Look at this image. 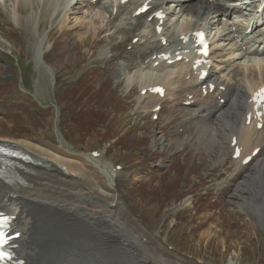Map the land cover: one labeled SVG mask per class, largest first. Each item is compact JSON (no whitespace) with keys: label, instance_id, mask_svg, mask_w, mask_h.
Instances as JSON below:
<instances>
[{"label":"bare ground","instance_id":"6f19581e","mask_svg":"<svg viewBox=\"0 0 264 264\" xmlns=\"http://www.w3.org/2000/svg\"><path fill=\"white\" fill-rule=\"evenodd\" d=\"M144 1L35 0L40 11L18 24L27 29L34 27L36 19L39 26L42 20L48 19L52 26L59 21L64 28L70 14L79 7L82 17H75L74 26V29L82 30L79 39L84 41L93 34L95 41H101L98 57L119 60L115 70L118 80L126 79L128 89L135 80L141 84V90L156 84L166 88L162 98L150 91L138 97L144 112L148 113L169 98L185 112L181 126L195 129L191 139L200 140L212 149L219 146L221 150L228 147V144L224 145L228 139L232 156L230 141L237 135V143L243 147L242 156L251 154L257 146L264 152V120L260 129L254 119L250 124L246 123L251 93L264 82V28H260L264 13H258L262 0H150L151 9L134 16ZM4 4L6 7L13 4L15 16L17 12L24 13L21 8L27 5L18 0H6ZM157 9L170 17L163 23L162 34L168 40L166 45L155 31L158 19L153 16L149 20ZM243 20L248 22L245 30L251 27L250 33L244 34L241 29ZM201 26L213 31L215 45L209 75L204 81L190 64L184 61L167 64L158 57L170 47L177 49L182 35ZM0 36L2 47L6 40ZM135 37L138 40L133 42ZM37 46L38 59L43 63L40 57L41 53L42 56L45 54L46 47L43 33L37 38ZM260 54L262 57L252 56ZM99 59L91 56V60ZM156 60L158 65H154ZM215 60L220 63L213 65ZM214 66H218V72L212 70ZM45 69L48 73L54 71L53 66ZM210 82L216 86L211 92ZM223 85L225 90L220 88ZM221 98H224L223 103ZM14 146L27 152L30 159L17 160L12 163L9 174H0V207L20 208L17 217L21 236L17 241L26 264L178 262L180 257L169 255L163 250V244L154 246L155 237L138 222L126 201L119 196L118 172L114 166L93 159L89 162L84 157L65 152L63 147H49L31 139H20ZM242 156L233 160L237 171L233 176L251 169L246 179L237 185L235 195L245 187L252 197L244 204L254 207L253 213L261 212L255 206L264 207V155L258 153L248 164L242 163ZM224 159L225 156L221 161ZM257 194L259 197L253 202ZM230 264H234L233 260Z\"/></svg>","mask_w":264,"mask_h":264},{"label":"rangeland","instance_id":"374dc122","mask_svg":"<svg viewBox=\"0 0 264 264\" xmlns=\"http://www.w3.org/2000/svg\"><path fill=\"white\" fill-rule=\"evenodd\" d=\"M18 1L27 5L16 17L13 4L6 7V0H0V35L6 40L0 47V140L16 144L20 139H31L49 147H63L89 162L120 165L117 170L121 174L116 178L119 196L141 225L152 224L158 236L153 238L157 241L154 246L163 244L169 255L180 257L176 264H230L232 260L234 264H264V207L255 206L261 212L253 213L254 207L244 204L252 197L245 187L235 195L237 185L251 168L237 174L244 173L241 177L233 176L237 171L232 161L234 172L229 176L234 177L233 182L223 173L224 162L218 163L229 151V140L224 141L228 147L221 150L191 139L195 129L181 130L182 118H174V114L177 110L184 120L185 112L169 98L159 119L154 120L151 114L138 119L134 104L141 107V84L135 80L128 89L126 79L116 78L119 60L99 59L102 43L95 41L93 34L84 41L79 39L82 30L74 29L75 17H82L79 7L64 28L59 21L52 26L44 19L40 30L36 19L35 37V29L17 26L11 19L19 23L41 7L35 0ZM46 21L50 31L44 28ZM40 33L47 43L45 53L50 36L55 43L52 54L44 57L54 67L51 75L55 74V84H51L50 73L37 56ZM91 56L99 60H91ZM82 72L81 78L72 81ZM136 86L140 88L132 89ZM99 103L113 110H104ZM170 119V124H164ZM95 149L114 163L87 154ZM255 197L253 202L259 194Z\"/></svg>","mask_w":264,"mask_h":264},{"label":"snow or ice","instance_id":"6c2138e0","mask_svg":"<svg viewBox=\"0 0 264 264\" xmlns=\"http://www.w3.org/2000/svg\"><path fill=\"white\" fill-rule=\"evenodd\" d=\"M261 94H264V90H261ZM5 222H6V218H5ZM3 258H4V254L0 253V259H3Z\"/></svg>","mask_w":264,"mask_h":264}]
</instances>
